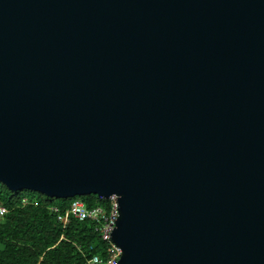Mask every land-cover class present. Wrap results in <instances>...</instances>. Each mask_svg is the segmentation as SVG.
Instances as JSON below:
<instances>
[{"label": "water", "instance_id": "95a60500", "mask_svg": "<svg viewBox=\"0 0 264 264\" xmlns=\"http://www.w3.org/2000/svg\"><path fill=\"white\" fill-rule=\"evenodd\" d=\"M0 182L117 196L118 264H264V0H0Z\"/></svg>", "mask_w": 264, "mask_h": 264}, {"label": "trees", "instance_id": "16d2710c", "mask_svg": "<svg viewBox=\"0 0 264 264\" xmlns=\"http://www.w3.org/2000/svg\"><path fill=\"white\" fill-rule=\"evenodd\" d=\"M24 197L29 200L26 205ZM77 200L89 208L109 206L96 195L48 198L27 190L13 193L0 182V204L8 209L0 217V264H85L94 255L105 257L108 244L94 222L71 219L64 229L51 209L65 212Z\"/></svg>", "mask_w": 264, "mask_h": 264}, {"label": "built area", "instance_id": "2783aa9c", "mask_svg": "<svg viewBox=\"0 0 264 264\" xmlns=\"http://www.w3.org/2000/svg\"><path fill=\"white\" fill-rule=\"evenodd\" d=\"M108 208L96 206L89 208L87 205L77 200L72 207L65 212H61L58 208L52 207V211L57 213V219L62 223L65 229L71 219L79 221H91L95 223V230L100 235L101 240L108 244L105 249V257L94 255L85 264H118L122 255L121 248L112 241V234L116 228V222L119 217V206L117 196H112L109 199ZM29 202L27 197L22 199V204L26 205ZM8 209L0 204V217L5 215Z\"/></svg>", "mask_w": 264, "mask_h": 264}]
</instances>
